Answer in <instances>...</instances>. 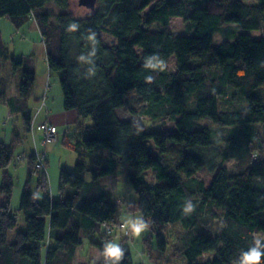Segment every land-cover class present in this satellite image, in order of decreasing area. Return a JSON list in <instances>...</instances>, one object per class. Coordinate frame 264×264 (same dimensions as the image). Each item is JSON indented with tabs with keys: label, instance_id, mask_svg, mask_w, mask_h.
Segmentation results:
<instances>
[{
	"label": "trees",
	"instance_id": "16d2710c",
	"mask_svg": "<svg viewBox=\"0 0 264 264\" xmlns=\"http://www.w3.org/2000/svg\"><path fill=\"white\" fill-rule=\"evenodd\" d=\"M72 2L0 0V19H10L17 29L31 18L37 22L49 70L59 74L64 109L74 111L78 120L90 121L83 141L66 143L78 153V160L76 173L61 171L58 200L45 196L39 202L30 192L34 173L41 174L40 189H47L48 182L46 170L37 168L35 152L29 157L31 171L19 208L27 228L13 241L9 234L17 228L19 216L12 210L9 168L24 136L14 123L11 142L0 140V264H73L85 240L103 252L109 241L105 223H122L125 207L152 226L163 251L167 226L183 228L180 246L170 251L167 264H197L207 253L215 256L204 264H234L254 235L264 238V38L256 40L242 32L261 30L264 0L256 5L246 0H158L146 15L143 12L155 0H98L93 11L81 6L82 18L71 10ZM173 18H182L193 34L172 32ZM70 22L80 28L67 32ZM155 24L157 30L149 28ZM92 32L96 42L89 40ZM101 33L116 43L107 45ZM217 33L226 40L213 47ZM81 55L83 62L77 59ZM156 57L164 61L160 69L147 67ZM173 59L176 71L168 68ZM0 61H11L21 75L18 95L9 106L12 114L22 117L23 134H31L33 63L15 60L1 33ZM90 70L96 74L89 77ZM1 87L0 79V98ZM130 94L147 104L141 119L119 117L118 111L131 104ZM219 99L226 110L220 109ZM146 118L153 125L161 120L175 128L150 131L143 123ZM205 121L221 134L203 125ZM216 136L224 149L217 147ZM149 141L157 155L149 152ZM180 148L189 154L181 155ZM173 153L178 162L172 164ZM230 158L245 170L231 173L223 166ZM127 166L132 168L127 184L137 200L113 201L112 192L99 180L118 176ZM204 168L214 175L208 188L195 177ZM149 172L155 181L148 179ZM85 173L92 183L85 180ZM189 198L195 209L185 215L183 206ZM209 216L219 221L214 234L207 230ZM128 239L120 244L124 250L120 264H134Z\"/></svg>",
	"mask_w": 264,
	"mask_h": 264
},
{
	"label": "rangeland",
	"instance_id": "374dc122",
	"mask_svg": "<svg viewBox=\"0 0 264 264\" xmlns=\"http://www.w3.org/2000/svg\"><path fill=\"white\" fill-rule=\"evenodd\" d=\"M71 10L77 14L79 18H82L84 16L85 9L81 8L79 2L80 0H72ZM158 0H155V2L146 8V10L143 12L144 15H146L151 8L155 5V3ZM248 4L256 5L259 3V0H246ZM79 4V6H78ZM62 9H59V12H62ZM7 18H1L0 19V26L3 27L5 21H7ZM0 27V29H1ZM149 28L153 30L158 29V25H152ZM169 29L178 35H188L193 34L189 32L186 28V24L184 23L182 18H173L171 19V24ZM243 33L250 34L252 38L256 40H260L264 38V22L262 24L261 30L258 31H242ZM101 36L104 38L105 43L107 45H112L116 43V40L112 38L111 36L101 33ZM226 39H223L222 35L220 33H217L214 42L213 47L219 46L222 42H224ZM41 41V40H40ZM44 43V42H43ZM43 46H45L43 44ZM139 53H141L140 50H138ZM44 51L38 49V54L36 56V64L38 68L40 69L42 73V86L40 87V91L37 95L34 93L31 95L30 103L31 106L34 108L33 110V132L31 134L25 135L23 134V120L22 117L19 116L14 121H11L9 123V120H7L5 125V120L7 119V116H4L5 112L4 109H0V140L3 142H11L12 140V130H13V124L16 123V125L19 127V129L22 132V135L24 136V141L22 145L16 147L15 149V156L13 159V162L9 168L10 174L12 175L13 182H14V193L12 198V210L13 213L17 214L19 216V223L15 230L11 231L9 234V239L13 241L15 239V236L20 231H25L27 226L25 223L24 216L20 213L19 208L21 205V198L25 189V186L27 184V181L29 179V173L31 171L30 164H29V157L36 151V149L40 150H47L49 154V161L46 166V175H47V189H40L39 188V182L41 179V174L34 173L33 179L30 183V192L35 194L38 201L42 202L45 198V196H49L51 199L58 200L60 193H59V180H60V174L62 170H67L72 173H76V162L78 160V153L74 150H71L69 147L66 146L67 142H71L73 144H76L78 142H81L85 139V128L89 124V120H77L68 126H57L59 129V132L61 134V138L59 142L50 144L48 146H43L42 141L44 139L43 132L39 129V126L50 120L48 119V113L46 112V108L42 106V97L41 94L43 91H45V87L48 86V83L50 85L51 83V89L48 91L49 96H53L54 102H59V98L62 99V87L60 83L59 74L56 72H52L51 74L48 73V67L46 62ZM168 68L171 71H176V60L173 59L172 62L168 65ZM49 81V82H48ZM42 91V93H41ZM131 95V104L127 105L126 107L120 109L118 111L119 117L123 120L128 119H141L143 114L142 110L146 107V103L142 101L137 95L130 94ZM35 97H40L41 102H38ZM220 103V109L226 110V108L223 105V99H219ZM235 109V108H234ZM143 123L148 126V129L150 131L153 130H171L174 129V125L167 124L161 120L158 121L157 124L153 125V122L146 118L143 120ZM203 125L208 126L212 130L216 131V134H221L218 127L211 124L209 121L203 122ZM69 129L70 133L68 136V139H64V132ZM215 138H218L217 141V147L220 149H224L225 144L222 140L219 141L220 136H216ZM146 146L149 149V152L153 155H157L159 153L158 149L155 147L154 143L152 141H149L146 143ZM181 147V145H179ZM182 150L181 155H188L189 152L185 148H180ZM107 152V151H106ZM179 154V156H181ZM173 160H171V163H177L178 161L175 160L177 157L174 156V153L172 154ZM171 158V156H169ZM223 166H226L231 173H239L241 171L245 170V167L243 164H241L237 159L230 158L229 160L225 161L223 163ZM40 170V169H39ZM132 172V168L127 166L124 168L120 175L118 176H108L101 178L99 180V183L103 186L105 190L112 191L114 194V197L109 196V198L113 201H119L123 202L126 200L127 202L131 203L133 201L137 200V196L134 192H131L132 190L129 188L127 184V174ZM148 179L150 181H155L154 176L152 173L147 174ZM197 179L200 181H203L205 186L208 188L212 185V182L214 180V175L209 172L208 169L204 168L201 171H199L196 176ZM84 178L87 182L92 183L93 179L89 173L84 174ZM72 192V189L70 190ZM219 215L220 213L217 212ZM210 215V212H208ZM213 215V213H212ZM141 216L138 214L137 216L124 214L123 217L125 218H134ZM214 217L216 215H213ZM208 220V231L212 232L211 234H214L216 232V229L219 225V221L217 220H211L210 216L205 218ZM149 227L146 231L141 233L139 236H131L128 239L131 253H132V259L134 264H167L168 256L170 251L177 246H180L181 243V237L183 228L180 225H169L167 226L166 230L164 231V238L166 241L167 251H163L160 249L158 244V237L155 233V231L152 229V226L147 223ZM204 230V227L201 229ZM126 238V235L124 233H120V231L117 233L116 236H114L109 241H114L116 243L121 244L123 240ZM107 242V241H106ZM105 242V243H106ZM85 246V249H84ZM83 248H81V251L84 250L83 254L87 259L89 258V261H94V258L91 259L92 253L90 251V245L89 241L85 240ZM214 253H207L203 256H201L197 262V264H204L207 260L214 258ZM79 258V257H78ZM73 264H78L77 260L73 261Z\"/></svg>",
	"mask_w": 264,
	"mask_h": 264
},
{
	"label": "crops",
	"instance_id": "0c3cea01",
	"mask_svg": "<svg viewBox=\"0 0 264 264\" xmlns=\"http://www.w3.org/2000/svg\"><path fill=\"white\" fill-rule=\"evenodd\" d=\"M1 27V26H0ZM1 38L3 42L8 46L10 49L12 57L19 61L22 59H28L32 61L34 70L36 72V83L35 87L32 91V94L35 95L38 94L40 91V87L42 86V73L40 69L38 68L36 64V56L38 54V49L44 51L45 58L47 60V51L46 47L43 46V37L40 32L39 26L37 22L31 18L29 21H27L21 28L17 29L14 24L11 22L10 19L5 21L3 27L0 29ZM41 40V41H40ZM47 66H48V61ZM48 73L51 74L49 67H48ZM0 79L2 80V87H1V98H0V109H4V116H7V119L4 121L5 125L7 120H9V123L11 121H14L17 119L20 114H12V109L9 106V101L11 99H14L18 95V85L21 82V75L19 72H15L13 70L12 62L11 61H0ZM49 82V81H48ZM51 83L48 86L45 87V91H41V99H42V106L43 101L45 100V108L46 112L48 113V119L50 122L57 126H68L69 124L75 122L78 120V116L74 111H66L64 109V97L62 94V99L59 98V102H54L53 96L48 95L49 89H51ZM31 94V95H32ZM37 99H40V97H35ZM40 100H37L38 102H41ZM29 101V107L34 110V108L31 106L30 99ZM70 130L67 129L63 136L64 139L67 140L69 136ZM61 138V134H60ZM59 138V140H60ZM59 142V141H58ZM112 192V191H111ZM113 194V192H112ZM114 197V194H113ZM124 214L128 215H135L137 216L138 213H130L126 207L121 211V217L124 216ZM90 245V251L92 253L91 259L94 258V261L96 260H105V258L102 255V252L95 246ZM84 244L79 247L76 250V253L73 257V261L78 262V264H88L89 258L84 256L83 251H81V248H83ZM85 249V246H84ZM79 257V258H78Z\"/></svg>",
	"mask_w": 264,
	"mask_h": 264
},
{
	"label": "clouds",
	"instance_id": "9594fccd",
	"mask_svg": "<svg viewBox=\"0 0 264 264\" xmlns=\"http://www.w3.org/2000/svg\"><path fill=\"white\" fill-rule=\"evenodd\" d=\"M80 28V25L76 22H70L67 26L66 31L73 33L76 32ZM96 33L92 32L89 36V40L96 42ZM95 49L90 54L91 56H95ZM78 61H85V57L83 55L77 57ZM91 63V60L88 61ZM164 64L159 57H156V62L153 63L149 61L147 67H150L154 70L160 69V66ZM96 74L95 70H90L88 72V76H94ZM186 205L183 206V212L185 215L192 213L195 209V205L192 200L189 198L186 200ZM122 224L121 227L130 231L133 236H139L141 233L147 230L149 225L145 222L142 216L134 217V218H125L121 217ZM103 257L105 258L106 264H120V261L124 257V250L120 246L119 243L114 241H107L103 245ZM234 264H264V238H260L259 236L253 237V243L249 246L247 251H241L239 258L234 262Z\"/></svg>",
	"mask_w": 264,
	"mask_h": 264
},
{
	"label": "built area",
	"instance_id": "2783aa9c",
	"mask_svg": "<svg viewBox=\"0 0 264 264\" xmlns=\"http://www.w3.org/2000/svg\"><path fill=\"white\" fill-rule=\"evenodd\" d=\"M43 106H45V100L43 101ZM39 129L44 134V139L42 141L43 146H48L50 144H54L59 141L60 132L56 125L46 121L39 126ZM35 156H36L37 168L40 170H46V166L49 161V154L47 150H40L37 148L35 151ZM121 224L122 223L116 226H112L105 223V228L108 236L107 240H111L112 234L115 233L117 230L123 231L124 234L129 238L132 236L130 231H126L121 227Z\"/></svg>",
	"mask_w": 264,
	"mask_h": 264
},
{
	"label": "water",
	"instance_id": "95a60500",
	"mask_svg": "<svg viewBox=\"0 0 264 264\" xmlns=\"http://www.w3.org/2000/svg\"><path fill=\"white\" fill-rule=\"evenodd\" d=\"M98 0H80L79 4L82 7H85L89 10H95L97 6Z\"/></svg>",
	"mask_w": 264,
	"mask_h": 264
}]
</instances>
